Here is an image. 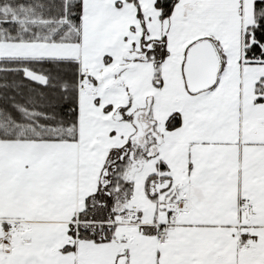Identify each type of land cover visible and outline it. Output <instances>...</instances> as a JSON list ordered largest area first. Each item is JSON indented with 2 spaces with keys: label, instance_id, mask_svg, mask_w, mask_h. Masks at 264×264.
Masks as SVG:
<instances>
[{
  "label": "snow or ice",
  "instance_id": "1",
  "mask_svg": "<svg viewBox=\"0 0 264 264\" xmlns=\"http://www.w3.org/2000/svg\"><path fill=\"white\" fill-rule=\"evenodd\" d=\"M0 264H264V0H0Z\"/></svg>",
  "mask_w": 264,
  "mask_h": 264
}]
</instances>
